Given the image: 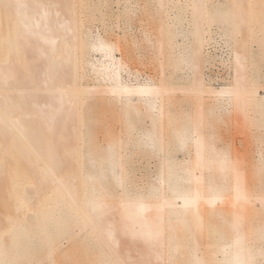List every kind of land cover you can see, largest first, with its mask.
<instances>
[{
  "label": "bare ground",
  "instance_id": "bare-ground-1",
  "mask_svg": "<svg viewBox=\"0 0 264 264\" xmlns=\"http://www.w3.org/2000/svg\"><path fill=\"white\" fill-rule=\"evenodd\" d=\"M188 2L154 0V45L167 57L154 79L132 68L122 37L80 17L119 27L134 6L114 15L107 0H0V264H39V248L65 256L85 241L90 264H264L263 179L204 132L235 111L264 121V74H249L255 47L243 43L264 0ZM220 65L231 72L214 86L205 70ZM93 109L117 117L125 138L102 146ZM129 144L151 173L143 164L138 177ZM263 152L251 168L260 177ZM228 214L231 234L208 224L213 241L201 245L206 218Z\"/></svg>",
  "mask_w": 264,
  "mask_h": 264
},
{
  "label": "rangeland",
  "instance_id": "rangeland-1",
  "mask_svg": "<svg viewBox=\"0 0 264 264\" xmlns=\"http://www.w3.org/2000/svg\"><path fill=\"white\" fill-rule=\"evenodd\" d=\"M94 1H98V0H88V2H94ZM107 1L109 4L107 9L108 11L110 10L109 12L115 13L114 15L119 13V11L123 10L126 3L132 10L134 6V10L132 11V13L134 12L135 13L132 16L133 18L131 17L132 19L128 21L130 24L129 23L126 24L127 22L124 20L123 17L121 24H119L118 25L119 27H117L115 21L116 19H114L115 17H113L110 18L111 20H108L106 22V26L107 25L108 26L104 27L99 20L96 21L91 20L92 22H90L89 19L91 18H89L88 15L86 16V13H84L85 15H83V13L82 15L80 14L81 19L86 20V18L88 17L87 22L89 24L91 23L92 26H94L93 31L95 34H97V32H100L103 35L109 37L112 36L111 38L113 39H116L117 35L119 37H122L120 38L121 41L120 43H122L121 44L122 53L125 55L127 52H129V55L126 54V56L128 57L133 56L134 58L132 59V63H131V66H133L132 68L134 70H139V72L143 75L144 78L150 75L151 78L154 76V79H158V77H160L161 75L163 66H165V62H166L165 60L167 59V57L165 53L159 51V49L156 48V46L154 45L155 44L154 40L157 37L158 26H159V16L157 14L159 12L156 11L157 9L155 8L154 0H107ZM220 1L223 2L225 0H208V3L214 4ZM254 1L255 0H246L247 4L248 2H253L251 4L253 7L259 6L258 4H255ZM180 3L186 6V4L188 5L189 2L188 0H180ZM250 18H251V21L249 22L250 31L243 34V43L255 47L254 57L248 63V72L250 75H255L254 70L257 69L258 73L264 74L263 72L264 70V10L261 7L259 9H256L251 13ZM115 24L116 26H114ZM105 30H107L106 33ZM125 33L128 34V36H125L126 35ZM122 35L126 37V40ZM146 36H148L149 41H147L148 39L146 38ZM130 37L136 39L137 42L135 40H132ZM180 40H182V38H180ZM118 56L120 57V53L118 54ZM137 56H139V58ZM136 61L139 63L137 64ZM168 72L169 69L167 67L166 73L168 74ZM228 72L230 73L231 71H227V69L222 67V65L212 68L211 70L208 71L205 70V74H207L206 75L207 77H213L214 79H216L214 86H219V84L221 83L222 85L225 84L224 82H227L228 79V75H229ZM261 95L262 96L264 95L262 91H261ZM174 99L182 100L183 102L186 101L185 103H187L186 105H189V110L191 112V107L193 108V105L191 104V100H192L191 98L187 96H183L181 94H177L175 95ZM188 99L190 102H188ZM87 102L85 103L86 105L88 106L93 105L94 102H97V99L96 100L94 99L93 101H90L88 103ZM93 110H96V112L92 114L94 116L100 117L99 120H101L95 123L96 125L93 126V129L95 130V132L93 131V133L97 136V139L100 141L102 146H105L106 141H109V139L113 135L117 136L121 134V136L122 135L124 136L125 134V127L123 126L124 124H119L117 122V117H113L110 112L102 113V111L98 112L97 109H93ZM102 115H106V116L103 117ZM249 117H250V121H245L244 115H242L239 111H235L229 117H225L220 120L210 119L208 120L209 124L204 128V132L207 136L211 135L209 136L210 140L214 142L217 146H219L220 148H228L231 155L237 159V162L239 164H241L242 166H247L251 176V180L256 185L260 178H262L264 182V175L260 177L253 171V169L251 170L253 165H255L259 159V156L257 154L258 149L262 147L264 150V121H253L252 119L253 116H249ZM168 137H169V133H167V138ZM125 153H129V155L134 154L132 156L133 158L132 160H134L137 171L136 173L139 178L144 176V174L142 175V173H144L146 167H147L146 172L151 173L148 171L151 168L148 167L149 165H146L148 163L145 162L142 163V159L141 162L139 161V148H137L133 144H129L126 147ZM143 164L146 165V167L144 166L143 168L142 167ZM261 215L264 218V214L261 213ZM262 216L259 217L260 222L263 221ZM231 220L232 218L229 214L226 215L224 219L214 218V217L210 219L206 218L205 225L196 230V234L199 237V243L202 245L203 243L213 241V239L210 240V237L211 235L214 236V230L212 228H206L208 224L214 225L220 233H224L225 235H230ZM252 223L254 224V226L256 225L255 224L256 222H252ZM246 224L250 225V220ZM74 233L75 235L77 234L75 231H69L67 235L65 234V238H66L65 246H69L70 244H68V242H70L71 240H72L71 243L75 241ZM81 233L79 235L77 234L78 238L83 237V234H85L84 230H82ZM86 245H87L86 248H88V243H86V241L85 243L77 242L75 245L76 247L73 249L72 247L74 246H71L70 253H68L65 256L63 255L56 256L55 253L49 254L48 249L46 247L43 248L41 247L38 249V251L35 254L34 262L36 263L39 262V264H51V261H53L54 264H90L91 249L89 250L85 249Z\"/></svg>",
  "mask_w": 264,
  "mask_h": 264
}]
</instances>
